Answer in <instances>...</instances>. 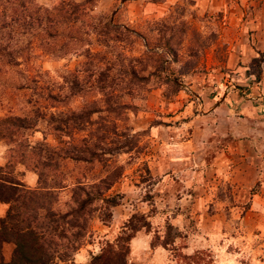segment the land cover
Masks as SVG:
<instances>
[{"label": "rangeland", "instance_id": "1", "mask_svg": "<svg viewBox=\"0 0 264 264\" xmlns=\"http://www.w3.org/2000/svg\"><path fill=\"white\" fill-rule=\"evenodd\" d=\"M33 1L62 14L0 34V117L33 120L22 143L59 162V210L75 185L120 172L111 217L94 212L70 264L133 214L150 223L133 263L264 264V0ZM18 143L0 140V165ZM14 174L36 187L24 164Z\"/></svg>", "mask_w": 264, "mask_h": 264}, {"label": "trees", "instance_id": "2", "mask_svg": "<svg viewBox=\"0 0 264 264\" xmlns=\"http://www.w3.org/2000/svg\"><path fill=\"white\" fill-rule=\"evenodd\" d=\"M84 3L70 2V12L66 11L69 18H76ZM60 13V8L53 14L33 0H0V34L11 35L17 27L27 29L44 20L55 21ZM8 47L0 43V54ZM7 53L11 56V52ZM89 113V110L72 113L69 118L83 125ZM32 124L33 120L19 115L0 117V140L19 142L17 150L0 165V202L8 204L0 218V264H70L82 246L94 212L100 211L102 219L111 217L110 207L117 203L116 198L103 194L120 172L110 173L89 185H75L66 209L55 208L57 191L63 186L58 180L59 162L51 151L44 156L41 146L25 148L22 142L27 140L23 133ZM17 162L37 174L36 187H28L14 174ZM149 226L145 216L133 214L116 239L93 254L87 264H136L128 259L130 243L138 231ZM9 240L14 247L10 259L3 261L1 247Z\"/></svg>", "mask_w": 264, "mask_h": 264}, {"label": "crops", "instance_id": "3", "mask_svg": "<svg viewBox=\"0 0 264 264\" xmlns=\"http://www.w3.org/2000/svg\"><path fill=\"white\" fill-rule=\"evenodd\" d=\"M220 107V105L217 107V108H219ZM253 114V118L251 119L252 121H256V119H257V117H256V114H255V112H253L252 113ZM255 124V123H254ZM264 143V142H263ZM137 240L139 239V237H137L136 238ZM133 242H134V240H133ZM80 257V258H79ZM79 258V259H78ZM76 260H79V262H82V261H84V260H86V259H84V254L82 255L81 254V252H77L76 253ZM85 262V261H84Z\"/></svg>", "mask_w": 264, "mask_h": 264}]
</instances>
